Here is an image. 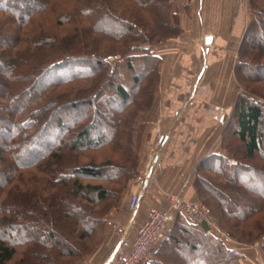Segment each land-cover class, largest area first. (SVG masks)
<instances>
[{
  "label": "trees",
  "instance_id": "obj_1",
  "mask_svg": "<svg viewBox=\"0 0 264 264\" xmlns=\"http://www.w3.org/2000/svg\"><path fill=\"white\" fill-rule=\"evenodd\" d=\"M34 1L0 0V14H6L8 18L6 23L0 24V57L5 51L10 57L6 63L0 58V66L18 77L23 76L21 80L15 77L6 78L7 90L0 87V103L4 102L0 108L1 110L5 108L6 123L16 130H12L10 135L14 136L15 132L18 134V130L23 133L26 123L14 122V117L33 105L38 106V101L47 89L77 81L91 82L84 88L70 90L67 96L70 102L67 106L69 105L71 110H77L85 105L97 109L100 103L99 108L105 113L109 112L106 115L110 116V121L102 122L100 127L88 113L76 119H69V128L62 133L63 140L59 141V146L51 148L41 157L44 161L54 163L56 167L66 165V162L69 165L66 171L64 170L66 166L58 171L53 166L46 173L48 178L40 173L48 183L47 188L44 186L37 188L38 190L31 194L32 201L20 200V197L26 198L31 193L28 189L20 191L17 187L11 188V183L23 185V182L15 179L17 165L16 168L10 165L5 168L6 161L2 154L4 151L8 152L10 148L8 146L11 144H6L5 132L0 130V166L5 165L4 169H0V264L14 261L20 247L24 250L17 264H76L102 241L101 234L107 214L118 207L124 192L139 177L140 135L145 122L144 116L152 107L155 89L159 84L158 67L161 63V59L152 53L151 47L177 38L182 30L177 14L171 11L170 0H129L135 7L130 11H125L127 8L124 11H115L108 6L100 7L98 3L93 6L89 3L87 9L80 12L73 6L72 11L61 18L58 16V9L51 4L52 0ZM18 2L31 5L18 7L15 5ZM249 4L253 18L237 50L234 66V76L240 85L244 83L243 77H247L246 71L241 72L244 65L242 58H246V55L251 56L254 49H258L260 54L264 55V7L260 5L262 0H249ZM49 8L53 13L56 9L57 20L61 21L67 17L66 21H73V18L76 20L78 17L87 25L86 28L77 29L66 42L62 41L64 52L56 50L53 44L48 45L44 41L41 43L39 40L34 44L31 35L23 39L27 32L24 28L32 25L34 18L46 14ZM111 19L120 25L119 32L110 33L112 31L109 29L106 31L100 29L99 23ZM101 40L110 43L108 49L102 47ZM62 45L59 44L58 47ZM43 46L48 48L43 49ZM135 51L140 53H134ZM136 57H141L143 64L133 75L130 86L126 87L116 71L117 65L113 67L109 61L124 58L127 60V68L132 69L130 60ZM256 65L255 68L258 67ZM78 68L82 71L77 70ZM56 71L63 73L59 75L60 77L49 78ZM100 76L103 77L102 80ZM245 79L256 81L255 77ZM262 81L264 82V76ZM4 90L7 92L6 96L2 95ZM58 99L57 97L56 100H51L40 110L30 109L31 118L27 124L32 126L38 121L42 122L44 109L47 106L54 107L58 104ZM140 99L145 101L142 102ZM114 103L116 107L112 108ZM132 105H136L135 107L142 111L138 113V110L134 114L129 112ZM50 117L54 118L55 114L52 112L46 115V119ZM56 122H58L56 126L62 124L59 119ZM231 123L234 124L232 129ZM231 140L237 143L233 152L241 155L244 160H254L259 156L264 161V108L245 95L237 96L230 120L224 129L222 136L224 153L209 155L203 159L197 165L194 180L197 203L202 204L199 202L202 198L206 200L214 198L230 219H239V210L245 207L243 205L245 201L238 188L244 189L246 186L244 182L241 183L238 175L249 168L243 166L241 160H238L231 151ZM118 145L121 151L118 150ZM104 147L113 152L118 151L120 155L118 158L122 160L119 162L122 164L107 160L101 166L83 165L74 159L79 152ZM64 154L69 156L65 157L66 162L63 160ZM72 161L74 164H71ZM39 162L41 161L37 163ZM101 168L104 169L100 170ZM38 170L43 172L42 169ZM208 172L219 174L220 181L210 178ZM255 172L251 170L252 174ZM90 180L104 181L113 188L87 183ZM223 183H229L231 189H225L223 186L222 189L217 188ZM222 194H225V198L221 196ZM18 197L20 201H14ZM249 202L252 203L253 210L245 215L242 213L241 219L237 221L245 222L247 217L260 213L264 208L260 201ZM26 207H29L28 210L34 208L37 214L30 215ZM20 209L24 215L20 219V224H10ZM177 216L180 218V215ZM179 222L181 224L178 230L174 228L175 225L172 226L170 240L178 249L181 258L191 257V260H186L187 262L183 264H236L242 257L240 253L228 248L220 238L211 234L206 226L202 225L204 229L200 227L201 225L188 223L183 219ZM253 225L257 231L252 240L254 244L262 241L259 246L264 250V225L257 220ZM12 227L17 233L9 240L6 234ZM17 235L23 236V241H19ZM226 235L241 242V238L236 236L235 238L229 232ZM41 248H45L47 252H41ZM159 264H162L161 260Z\"/></svg>",
  "mask_w": 264,
  "mask_h": 264
},
{
  "label": "crops",
  "instance_id": "obj_2",
  "mask_svg": "<svg viewBox=\"0 0 264 264\" xmlns=\"http://www.w3.org/2000/svg\"><path fill=\"white\" fill-rule=\"evenodd\" d=\"M170 1L182 33L154 49L161 59L160 81L148 113V138L140 149L141 175L124 192L117 209L107 214L102 241L76 264H114L115 251L129 250L148 211L166 209L169 195L198 202L194 187L197 165L209 155L224 153L222 136L239 93L234 76L237 50L253 18L249 0ZM134 195L138 201L131 211L129 200ZM181 219L191 223L182 214L172 213L146 264L191 260L188 256L181 258L170 240L172 226L178 230ZM207 229L225 241L219 232ZM225 245L238 253L242 247Z\"/></svg>",
  "mask_w": 264,
  "mask_h": 264
},
{
  "label": "rangeland",
  "instance_id": "obj_3",
  "mask_svg": "<svg viewBox=\"0 0 264 264\" xmlns=\"http://www.w3.org/2000/svg\"><path fill=\"white\" fill-rule=\"evenodd\" d=\"M36 1V0H35ZM34 1V2H35ZM51 4H54L53 7L57 8V13L58 16L64 17L67 16L69 12L72 11L73 6H75V8H77L79 10V12L81 10H85L87 9V5L90 3L91 5H95V3H98L100 5V7H106L108 6L110 9L113 10H118V11H130L131 9L134 10L135 7H133V3H131L129 0H52ZM88 2V3H86ZM15 5H17L18 7L20 5H25V6H30L31 3H25L23 4V2H18ZM262 7H264V1L262 0V4H260ZM138 9V8H136ZM139 10V9H138ZM56 9L54 11V13L52 12V9L49 8L46 11V14L40 16V17H36L37 19L34 18V21L32 22V25H28L26 28V33L23 35V39H25V37L27 38V35H31L34 38V44L40 40V42L42 43L44 41V43H48V45L53 44L54 47H56V50L58 51H63L64 52V47L62 45V41H67V39L72 36L74 34V32L77 29L82 28H86L87 25L85 23H83L81 20H79V18L77 17V19L75 20L74 18L72 19L73 21L69 20L66 21L65 18H63L61 21L57 20V17L55 15ZM143 13V12H142ZM8 20L7 15L6 14H0V24H4L6 23ZM36 22V23H35ZM34 25V26H33ZM101 30H111L112 32L110 33H117L119 32L120 29V25H117V22L113 19L105 21V22H101L98 24ZM92 37L97 38L95 35H92ZM99 38V37H98ZM84 40V39H83ZM102 42L101 44L103 45L102 47H104V49H108L110 45V43L105 42V41H100ZM36 43V44H37ZM59 44H61L62 46L59 48ZM165 44V43H164ZM46 45V44H45ZM163 45V44H162ZM108 47V48H107ZM157 47H159V45H154L151 47V51L153 54L154 53V49H157ZM48 47H44L43 49H47ZM258 49H254V51L252 52L251 56L250 55H246V58L243 57L242 60L244 61V65L242 67V71H246V75L247 77H243L244 83H242V85H240L239 83H237L236 79V83L238 85L239 88V93L238 95H245L247 96L251 101H254V103L260 105L262 108H264V82L262 81V77L264 76V55L260 54V51ZM6 52V51H5ZM5 52L1 53V61H3L4 63H6L7 59L10 58L8 57V55H6ZM105 51H103L104 53ZM109 52V51H108ZM108 52L106 54H108ZM134 53L139 54L140 52L135 51ZM112 54V53H111ZM105 55V53L103 54ZM156 55V54H155ZM10 56V55H9ZM67 57V56H66ZM249 57V58H247ZM251 57V59H250ZM110 64L114 67L116 66V71L117 73H119L121 80H122V84L126 87L130 86L131 82H132V77L133 75H135L139 69H141L142 67V58L141 57H136L133 58L132 60H130L131 65H132V69H128L126 66V62L127 60L124 58L118 59L116 61V59H110ZM245 63H248V65H246ZM257 64V65H256ZM258 66L255 68V66ZM263 67V68H262ZM20 71L23 72L22 68H20ZM159 69V67H158ZM76 70V69H75ZM77 70H81V69H77ZM70 71V70H69ZM82 71V70H81ZM160 71V70H159ZM63 72L62 71H56L52 76H50L49 78H56V77H60L59 75H61ZM71 73V72H70ZM251 73V74H250ZM250 74V75H249ZM102 75V74H101ZM7 76V77H6ZM17 78V80H21L22 77H18V75H14V73H12L10 70H7V68H3L2 66H0V87H4L7 90V79H11V78ZM106 77V75L104 76V78ZM251 77H255L256 81L252 82V81H247V79L245 78H251ZM103 77L100 76V80H102ZM116 80H114L115 82ZM159 81H160V73H159ZM247 81V82H246ZM91 82V81H90ZM90 82H84V81H77L71 84H61L55 87H52L51 89H47L45 94L43 93V97L41 98L40 101H38V106L33 105L31 108H29L26 111H22L20 114H18L17 116L14 117V122H18V123H22L25 122L26 123V127L23 130V133L19 132L18 130V134L15 132L14 136H11V132L13 130V128L11 127V125H8L5 120V108H3L1 110L0 108V130H4V138L7 139L6 144L10 145L8 147L9 150L4 151L3 157L6 161V166L10 165L11 167H15L17 165L16 168V178L17 180L23 182V185H16V184H12L11 182V188L13 187H17L18 189H28L29 191H31L30 194H26L27 197H20V200L23 201H32L31 197H32V193L36 190H38L37 188H42V186L47 188V181H45L46 179L44 177H42V174L47 177L48 173L47 171L50 170V168H52L53 166L56 167L55 165H53L54 163H52L51 161H44L41 159V157L44 155L45 152L49 151L51 148H55L59 146V141H61L63 135L62 133L64 132L65 129L69 128V119H76L77 117L81 116V115H85V113L89 114V116L93 117V119L100 125H102L103 123H107V121L109 122V115L107 116L105 113L103 112L104 110H102L101 108H99V104L98 103V108L95 109V107H91V106H82L80 108H77V110H71L70 106H67V103H69V98L67 97L70 94V90H78L80 88H84L85 86L88 85V83ZM145 82V81H144ZM143 83V82H142ZM246 86H248V88H246ZM159 87H156V89ZM38 86L35 88L37 90ZM155 89V91H156ZM254 90V91H252ZM7 92L4 90V92H2L3 96H6ZM58 99V104H56L54 107L51 106H47V108L44 109V116L41 121L36 122V124L34 125H29L27 124L30 117V109H34L36 110H40L41 107H43V105H47L51 100H56V98ZM52 98V99H51ZM48 99V100H47ZM106 100V99H105ZM142 102L145 101V99H140ZM155 100V93L153 96V102ZM9 101V99H8ZM101 102V101H100ZM104 102V100H103ZM142 102L140 104H142ZM3 104L4 102L0 103V105ZM58 106H61L59 109L56 108ZM136 105H132L129 108V112H133L136 113L139 109H137L135 107ZM140 108H142L141 105ZM116 107V103H114L112 105V108ZM142 110H139L138 113H140ZM55 114L54 118H48L46 119V115H49L51 113ZM96 113V114H93ZM149 113V112H148ZM148 113L146 114L145 117V122H144V126L142 128V135H140V143H139V165H140V149L143 146L146 138L147 137V125H148ZM4 116V118H3ZM53 117V116H52ZM89 117V118H90ZM47 121H46V120ZM57 119L60 120V123L62 122V124H59L56 126V124L58 122ZM4 121V124L2 125V122ZM71 121V120H70ZM45 122V123H44ZM232 126H230V129L233 128L234 124L231 123ZM31 127V128H30ZM15 130V129H14ZM13 130V131H14ZM16 131V130H15ZM22 131V130H21ZM63 140V139H62ZM122 143V142H121ZM125 144V141H124ZM119 146V145H118ZM231 147V151L233 152V149H235L237 147V143L234 140H231L230 143ZM119 151L120 150V146H119ZM119 152H113L110 149L104 147V148H99L97 150H91V151H85V152H79L77 153L76 157L74 158L75 161L78 160V163H81L83 165H87V164H91L94 166H101L105 163V161H112L115 163H120L119 161L120 158H118L120 155L118 154ZM236 157L238 158V160H241L240 162L243 163V166L248 167L249 169H245L244 173H241L238 175V177L240 178L241 183H245V188H238V191L242 193L243 195V200L245 202H243V205L245 206L244 208H242L241 210H239V215L240 217H238L239 219H230L227 216V213H224L223 210L221 209L220 204L218 203V201H215V199L213 198V200H209L206 198H202L201 202L202 205H204L205 207H207L210 210V214H211V221H212V225L210 226L211 229H213V231H217L219 232L223 238L225 239V243H229L231 245H239L242 246L240 248V253L242 254L243 252L246 254V256H244V254L242 255V257L238 260V264H264V250L260 249V244L262 243H256L254 244L252 237H254V235L256 234L257 229L254 227V223L255 221H259V223H261L262 225H264V221H262V218H264V208L262 209V211L260 213H256V214H252L251 216L246 218L245 222H240L237 220H240L242 215L251 212L253 210V205L252 203H250L249 201H260L262 202L263 206H264V161L257 156L254 160H250V161H246L244 160V158L239 155L238 153L233 152ZM67 155V154H66ZM64 154L63 156V160L66 162L65 157L69 158V156H66ZM154 155V154H153ZM15 157H18L19 159L16 160ZM150 160H153V156L151 157ZM38 161H41L39 163H37ZM232 163H234L233 161H231ZM36 163V164H35ZM151 164L149 166L153 167L152 161L150 162ZM21 164V165H20ZM71 164H74V162L72 161ZM25 167H20V166H24ZM68 163L66 162V165H62L61 167L58 165L56 168L57 171L60 169H64L65 167V171L68 167ZM123 165H125V163H123ZM4 166H0V169H4ZM38 169H42L43 172H40ZM104 169V168H103ZM102 168L100 170H103ZM251 170H255L256 172L254 174L251 173ZM42 173V174H40ZM224 174V173H223ZM228 174V173H227ZM139 175H141L140 171H139ZM210 178H212L213 180H219L221 179L220 175L215 174L214 172H208L207 174ZM231 175V174H230ZM233 175V174H232ZM224 176V175H223ZM48 178V177H47ZM139 178V177H138ZM45 181V182H44ZM44 182V183H43ZM86 182V181H84ZM89 184L92 185H101L102 187H112L113 186L109 183H106L104 181H95V180H90L89 182H87ZM69 185V184H68ZM237 185V184H236ZM222 186L225 189H231V185L229 183H223L220 184L219 187L222 189ZM70 188V187H69ZM212 189V188H211ZM60 190V188H59ZM222 197L225 198V194L221 195ZM227 197V196H226ZM3 198V195L1 196V199ZM66 199V197H65ZM19 197L18 199H15L14 201H20ZM204 201V203H203ZM28 203V202H26ZM29 207H26V210H28ZM31 208V207H30ZM117 209V207L115 208ZM21 210V209H20ZM37 211L34 210V208H31V210H28L27 213H30V215L34 216ZM243 213V214H242ZM25 214V213H24ZM24 216L23 215V211L21 210L20 212L16 213V216L14 215V218L11 220L10 224H20L21 222V217ZM29 218V217H28ZM27 217H25V219H28ZM31 218V216H30ZM13 221V222H12ZM49 221V220H48ZM63 228H61L62 230ZM65 231V230H63ZM61 231V232H63ZM229 232L231 233L234 237H238L241 238V242H237L235 239L229 238L227 237L226 233ZM16 233L14 231V227H12L11 229L8 230V234H6V238L7 239H12L13 236H16ZM38 237H40L39 235H37ZM17 239L19 241H23V236H19L17 235ZM235 237V238H236ZM24 248H19L17 251V256L14 259V261L9 262L8 264H17L18 262V258H20V256L23 253ZM47 252L45 248H41V252ZM50 253H52V251H50ZM55 253V252H53ZM251 253V254H249ZM21 254V255H20ZM237 264V263H236Z\"/></svg>",
  "mask_w": 264,
  "mask_h": 264
},
{
  "label": "built area",
  "instance_id": "obj_4",
  "mask_svg": "<svg viewBox=\"0 0 264 264\" xmlns=\"http://www.w3.org/2000/svg\"><path fill=\"white\" fill-rule=\"evenodd\" d=\"M155 169L160 170L156 165ZM166 209H150L146 220L136 231V236L128 251L117 249L114 254V264H146L148 255L162 239L172 213L182 214L188 221L197 225H212L210 210L197 202H186L177 195L167 197ZM138 196L131 197L129 209L134 210Z\"/></svg>",
  "mask_w": 264,
  "mask_h": 264
},
{
  "label": "water",
  "instance_id": "obj_5",
  "mask_svg": "<svg viewBox=\"0 0 264 264\" xmlns=\"http://www.w3.org/2000/svg\"><path fill=\"white\" fill-rule=\"evenodd\" d=\"M205 42H206V44H209L210 39L207 38V39L205 40ZM155 162H156V160L153 161V165L155 164ZM151 172H152V167L150 168V170H149V172H148V174H147V178H146V179H149ZM144 184H147V180L144 182Z\"/></svg>",
  "mask_w": 264,
  "mask_h": 264
}]
</instances>
